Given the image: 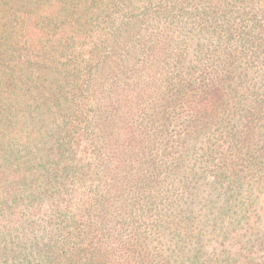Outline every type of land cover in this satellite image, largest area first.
I'll use <instances>...</instances> for the list:
<instances>
[{"label": "trees", "instance_id": "trees-1", "mask_svg": "<svg viewBox=\"0 0 264 264\" xmlns=\"http://www.w3.org/2000/svg\"><path fill=\"white\" fill-rule=\"evenodd\" d=\"M0 264H264V0H0Z\"/></svg>", "mask_w": 264, "mask_h": 264}]
</instances>
